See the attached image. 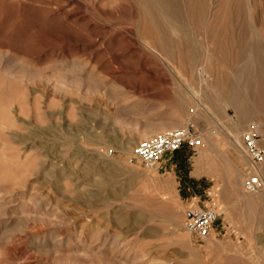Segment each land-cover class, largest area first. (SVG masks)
I'll return each mask as SVG.
<instances>
[{
	"label": "rangeland",
	"instance_id": "obj_1",
	"mask_svg": "<svg viewBox=\"0 0 264 264\" xmlns=\"http://www.w3.org/2000/svg\"><path fill=\"white\" fill-rule=\"evenodd\" d=\"M145 1L0 0V264L264 263V190L243 189L242 150L253 124L264 148L263 101L245 90L264 93L255 59L264 28L242 33L238 60L220 65L237 71L248 110L240 117L207 85L215 68L212 47L199 43L204 30H191L187 13L169 33L184 47L172 60L194 57L207 69L201 85L179 62L168 68L154 44L169 24ZM213 2L223 15L242 10L241 22L264 17V0ZM218 51L226 58L231 48ZM184 126L214 146L202 139L169 154L166 173L130 161L141 141ZM192 206L219 214L206 240L184 226Z\"/></svg>",
	"mask_w": 264,
	"mask_h": 264
},
{
	"label": "bare ground",
	"instance_id": "obj_2",
	"mask_svg": "<svg viewBox=\"0 0 264 264\" xmlns=\"http://www.w3.org/2000/svg\"><path fill=\"white\" fill-rule=\"evenodd\" d=\"M186 4L184 3L183 0H149V1L146 0L145 1V6L147 7L148 11H151L152 13H156L157 16H160L163 19V21L169 24V28H164L160 26V32L162 33L163 36L162 39L159 40L158 43L154 45H158L155 47H160L162 52L164 51L163 54H165L166 59L171 60L168 63V68L170 70L173 69V67H170L175 62V60H172L174 59L172 57L174 56V54H176V52H178V55H182L181 50H183L184 47L178 44L176 40L169 35V33H171L172 31L175 30V28H178V26L183 24V20H182L183 16L189 13V15L191 16L189 20L190 29L194 31L204 30L205 32V37L201 38V40H199V43L202 46H206L208 49L212 47V52L211 54H209L210 57L209 56L208 57L209 59L213 60L212 69L215 68L214 71L215 75L213 79L210 82H208L211 78L207 74L208 72L207 69L203 65L195 66L194 65L195 61H193L194 57L193 58L191 57L190 59L189 57L178 58L176 59L175 63L179 62V65L181 66L180 68H183L184 72L182 75L185 76L188 75L191 79L194 76H197V78H199L201 82V85L208 82L207 85L212 87V90H214L215 92H219V91L223 92V96H225L226 98L225 100L227 101V108L234 109L236 114L242 117L243 114L246 113V111L248 110H247L246 97L245 98L242 97L241 93H239L241 88H239V86L237 85L238 82H236L235 79L237 75V71L234 68H231V70H229L228 73L224 75L220 70L221 69L220 67L224 63H229L233 66V63H235L238 60V54L235 48L239 40L238 37L242 33L245 34V32H256L259 31L262 27L264 28V17H261L260 19L253 17L252 20H243L241 22L240 18H241L242 10H235V13L230 12L228 10L226 11L225 15H223L220 9H213L214 7L213 0H209V1L190 0ZM229 4L231 3H228L226 6V8L228 7V9L230 8ZM255 42L257 46H260L261 43L260 39L256 40ZM145 44L149 46L150 42L148 40H145ZM225 45L231 48V52L226 58H222L223 56L219 54L218 49ZM261 57H263V55H261ZM255 59L264 62V58L259 59V55H257ZM253 74H254L253 77L262 76L261 70H257ZM257 88L255 87V85L248 88L245 87V90L249 92L251 91V94L246 92L245 93L248 94L249 97H252L253 99L257 100L258 102L263 101L261 106H264V93H255L257 91ZM201 139L206 141V143L210 144V146H214V141H213L214 139L212 138L211 134H209L208 138L204 137ZM232 140L234 141V143L232 144L233 149H237V145H236L237 140L236 139H232ZM124 149L126 151V148ZM263 166L261 169H257L255 171L262 178H264ZM235 187L237 186L234 185V188L233 187L232 188L235 190ZM232 192L234 193V191ZM243 198L247 202L250 200V198L245 196ZM258 259L259 256L251 257L250 261L247 263L258 264L259 263Z\"/></svg>",
	"mask_w": 264,
	"mask_h": 264
},
{
	"label": "built area",
	"instance_id": "obj_3",
	"mask_svg": "<svg viewBox=\"0 0 264 264\" xmlns=\"http://www.w3.org/2000/svg\"><path fill=\"white\" fill-rule=\"evenodd\" d=\"M258 128V125L253 124L242 135V150L249 161L243 189L253 194L264 190V179L254 171L264 163V148L260 144ZM201 145L202 139L193 128L177 127L138 143L130 161L137 160L147 167L158 168L167 155L180 151L183 147L196 149ZM184 215L185 228L199 240H206L212 235L219 217L214 209L206 206L189 207Z\"/></svg>",
	"mask_w": 264,
	"mask_h": 264
},
{
	"label": "crops",
	"instance_id": "obj_4",
	"mask_svg": "<svg viewBox=\"0 0 264 264\" xmlns=\"http://www.w3.org/2000/svg\"><path fill=\"white\" fill-rule=\"evenodd\" d=\"M170 159L169 155H167L166 157H164V159L162 160V162L160 163V165L158 166L157 169L162 170L163 173L172 171V169L174 168V165H171L169 163H167V160ZM192 171L189 172V177L191 178H198V175L191 173ZM192 204V203H191Z\"/></svg>",
	"mask_w": 264,
	"mask_h": 264
}]
</instances>
